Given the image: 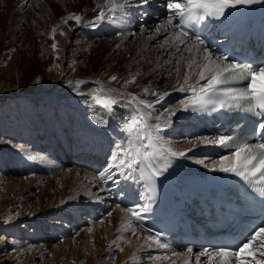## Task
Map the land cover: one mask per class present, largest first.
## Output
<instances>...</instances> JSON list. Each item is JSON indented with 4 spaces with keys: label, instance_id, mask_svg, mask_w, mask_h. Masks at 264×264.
<instances>
[{
    "label": "rangeland",
    "instance_id": "1",
    "mask_svg": "<svg viewBox=\"0 0 264 264\" xmlns=\"http://www.w3.org/2000/svg\"><path fill=\"white\" fill-rule=\"evenodd\" d=\"M69 1L78 5L76 14L83 10L84 14L91 17L90 19L94 20L96 16L98 17L99 13L97 15L95 13L98 8L92 10L88 5L94 0H90V2L87 0ZM109 1L105 5L106 9H102V11L105 9L103 20L97 19L92 23H87L83 30L80 27H73L67 35H64V40L53 39L50 41L64 25L55 24L59 21L60 12L56 14L58 18L56 22L50 16V7H53L51 2L46 0H0V84L2 90L4 89L0 94V264H78V256L70 254L72 249L69 247L79 244V237L82 239L79 244L80 250L92 248L95 238L89 232L84 234L83 228L90 227L94 222H100L102 215H99V219H92L87 213V208L81 206L79 209L74 207L53 209L55 204L52 205L54 199L51 194L52 187L46 189V194H42L40 184L43 181L53 183L59 181L62 184L74 179L78 169L89 170L76 166L72 161L73 158H67L64 162L62 156L65 157L66 154H72L74 157L79 155L80 158L75 157V159L83 160L90 166H92L90 162H101L108 168L105 171L111 170L108 167V157L106 156L100 160V157H97L98 153L85 156V154H77L75 151L61 150L51 146L52 142L58 140H75L72 135L64 133L65 128L61 123H66L65 125L73 131V117L76 119L81 117L78 113L75 116L65 112V115H68L61 118V122H59L53 117L43 119L39 114L29 115L28 109L42 110L49 106L47 104L49 100L53 103V109L58 110L61 98L67 100L62 103L64 104L63 108L70 106L82 108L84 101L78 96L85 95L87 92L86 90L82 91V85L75 86L81 82V79L84 80L83 82L89 83L91 87H101L99 86L101 84L106 87L105 90L115 89L122 96L132 93L136 98L143 97V100L149 102L152 98L157 99V97L146 94L143 90L148 88L149 93H158V90H162L158 88L161 79L171 77L169 72L175 74L173 69L176 57L172 56L173 65L167 70L162 68L150 72L147 68L149 62L153 59L157 60L156 55L166 57L172 51V49H168L164 54L160 52L162 50L160 48H162L161 45L166 46L164 38H171L175 31L171 29L165 35L160 34L157 39L155 38L147 43V46H144L142 54L134 58V50L128 48L127 44H130V40L146 24L139 22L135 28H130L122 21L121 15L110 16ZM141 5L144 6L143 9H146L148 4L141 3ZM149 5L148 11L141 17L152 18L151 28L163 27L162 19L156 21L154 19L155 15L163 12V6H157L155 3ZM164 20L167 22V18ZM107 28H111L112 31ZM54 29L55 31H53ZM85 31L87 35H84ZM125 33L127 35L124 43L116 39L117 37L121 38L119 36ZM84 43L87 44L84 45ZM53 44H56V49L52 48ZM118 45L119 47H117ZM57 46L61 47V50L63 49L59 55ZM136 52L138 51L136 50ZM57 59H62V72L59 78L54 81V73L51 74L52 64ZM113 75L118 77L116 81L110 80ZM133 76H135L136 82L126 84L125 81ZM65 84L70 87L65 92L60 91V86ZM34 85H40L41 87L35 90L39 93L45 92V94L32 95L27 92V89ZM176 93L179 91L176 90ZM76 96L77 98L73 99ZM176 97H178L177 94L170 104L162 105L161 109H168L169 105L174 106L170 110L177 109L179 98ZM9 109L12 111L11 115L8 112ZM168 119L173 120V123L165 127L162 133L166 140L178 148L177 152H180L179 146L181 147V144L188 140V135L184 133L187 129L185 130L183 124L178 126L175 124L180 119L176 114L168 115ZM181 127H183V131H179ZM21 146L23 150H21ZM27 149L29 151H26ZM30 150L35 153L32 154ZM36 152L37 155H34ZM185 153L188 162L199 164L200 161H203L192 153ZM40 156L52 162H48L46 159L39 161ZM196 156L203 157L204 155L198 153ZM69 168L75 169L71 175L67 174ZM36 174L43 175L41 177L43 181H36L35 177L37 176H34ZM79 182L82 185L84 183L79 187L81 199L93 198L92 200L96 203L97 201L106 202L108 203L105 206L107 210L117 205L109 201L110 197L105 198V193L100 192L98 187L93 184L90 190H86L84 186L87 181L84 178H80ZM70 184H74V182L67 183V187L71 188ZM67 187L65 190L60 188V195L67 194L70 190ZM89 191L90 193H88ZM92 205L95 206V204ZM113 252L115 256L118 254L116 253L117 249H114ZM195 255L197 254L189 255L191 264L195 260ZM106 264L112 263L106 261ZM184 264H189V262Z\"/></svg>",
    "mask_w": 264,
    "mask_h": 264
},
{
    "label": "bare ground",
    "instance_id": "2",
    "mask_svg": "<svg viewBox=\"0 0 264 264\" xmlns=\"http://www.w3.org/2000/svg\"><path fill=\"white\" fill-rule=\"evenodd\" d=\"M47 2H51L53 4V7H50V16L54 18V22L58 20L57 18V13L60 12V18L59 21L56 22L55 24L62 25L61 28L58 30L57 33H55L50 41L53 39H59V40H64V35H67L69 31L73 27H80L83 30V27L86 26L87 23H92L97 20V16L95 19H90L91 17L88 14H84L83 10H81L78 14H76V11L78 10V5L75 3L70 2L69 0H46ZM90 2V0H87ZM108 0H94L92 1L93 3H89L88 5L91 6L92 10L95 8H98L97 6L100 5V8L96 10V15L102 11L103 8H105V5L107 4ZM116 8L114 11H109L110 16H116L121 15L122 16V21L125 22L126 25H128L130 28H135V25L140 23H145L146 26H143L139 32H137L132 40H130V44H127L128 48L134 50L133 57L136 58L137 55L142 54L144 50V46H147V43H150L153 41L155 38L157 39L160 34L165 35L167 31L171 30L169 25H167V22H165L164 18L168 17V9L163 6V12L159 13L158 15L154 16L155 21L156 20H161L163 23V27L157 26V28H151V23H152V18H146V17H141V15L145 14L146 11L149 9V4L155 3L157 6H160V1L159 0H149L148 5L146 6V9H143L144 6L139 4V0H114ZM79 4V3H78ZM109 9L112 7V3L109 1ZM106 9V8H105ZM104 9V10H105ZM103 10V12H104ZM72 14L80 15L82 17V20L77 23L75 20H67L65 22L66 18L69 17ZM59 15V14H58ZM137 16H139L137 18ZM135 17V20H134ZM146 28V30H145ZM56 29V28H55ZM159 29V32L157 31ZM166 29V30H165ZM176 32V31H175ZM87 35V32L85 31V34ZM83 35V36H84ZM126 33L121 34L119 37L121 38H116L118 41L124 43L126 41ZM173 38H164V41L166 40L170 41ZM87 43H84L86 45ZM44 46V45H43ZM162 49L160 52L166 54L167 51L165 48H160ZM136 50L138 52H136ZM215 56H219L218 54H215L211 49H209ZM63 52V49L61 50V47L57 46V53L58 55ZM161 53V54H162ZM168 56L163 57L160 56L158 57L156 55L157 60H152L147 64V68L149 69L148 71L154 72L159 69H165L167 70L170 68L173 64V59H171L170 54H167ZM179 55V54H178ZM201 56H203V53H200ZM185 58H189L188 53H184ZM172 61V63H168L167 61ZM34 61V57H33ZM62 65V59H57L54 61L52 64L53 70L51 74L54 73V81H56L59 78V75L62 72L61 69ZM67 68V67H66ZM181 83H182V75H183V65H181ZM195 79V77H194ZM80 80V79H78ZM84 80L81 79V82L78 83V85H75L76 87L79 85H82V91L86 90V94L80 97L82 101H84V106L82 108H77V107H68V108H63L64 104H62L65 99H60V104L58 105V110L53 109L52 102L47 101V106L46 108H43L42 110H34L32 108L28 109V114L29 115H35L39 114L40 117L43 119L51 118L58 120L61 122V118H64L65 116L69 115H75L78 113L81 117H78L77 119L73 117V122H74V130L71 131L69 127H67L65 124L66 123H61L63 128H65L63 131L66 133V135H72V138L75 140L68 141V140H58L55 141L54 143L52 142L51 146L55 148H59L61 150H70V151H75L77 154H85L86 155H93L94 153H98L97 157H100V160L103 158V156L108 157V167L111 169L109 172H105L104 169L98 173L95 174L89 170H84V169H78L76 172V177L74 176V179L65 181V183L60 184L58 183H53V182H48V181H43L41 174H36L34 176L36 178V181L42 180V184L40 186L42 187V194H46V189L52 187V195L54 197L52 205L55 204L53 209H62L63 208H69L74 207L78 208L79 206L83 208H87V213H99L101 216V221L100 222H94L90 225V227H84L83 232L84 234L89 232L90 235L94 236V244L92 248L80 250L79 244L82 242V239L78 237L80 240L79 244H74L71 247H69V250L71 251L70 254L73 256H78V264H106V261H111L112 264H184L189 262V255L195 254V253H187V252H177V251H170L167 248H159L158 246L152 245L150 241H147L146 238L150 236L147 232L139 228L137 225L133 223L132 219V226L135 230V235H131L128 232H117V229L121 227L122 224L126 223L129 219H131L130 213L127 211L129 208H124L120 207L118 204L113 207L112 209L109 208L107 210V207H105L108 203H100L97 201H94L92 199H81L80 198V192L79 190L80 184L81 186L82 183L79 182L80 178L87 181L84 186L86 190H90L91 185H95L98 187L99 191L102 193H105L104 197H107L106 191L107 189L103 188L102 185H105L107 183H110L111 188H120L123 187V189L129 193V192H134V190L138 186V181L134 177L137 176V174H130L128 173L127 170L125 169H117L115 167H112L113 161H112V156L117 152V145H127V134L122 131V124L120 119L117 116V111L114 109V106H118L119 102L121 99H126L124 101L132 103L135 108L140 109L145 112H151V117L149 118V123L150 124H155V123H161L162 127L164 126V121L168 119L169 111L170 108L174 107L173 105H169L168 109H161L162 105H167L170 104V102L175 98V94H177L179 102V106L176 108L171 109L172 111L175 110V114L180 118L175 124L181 125L183 124L185 127V130L187 129L188 131V140H186L185 143L181 144V147L179 146V149L183 152H188L194 154L196 158L203 159V161H206V163H199V164H204V165H215V162L219 161V159H214L211 157H208L204 155L203 157L201 156H196L198 153H200L202 150H204L208 145L205 144H198L196 147H193V144L199 141L200 139L207 138L209 140L214 139L210 134H203L201 131H196L193 130V128L189 127V123H191V119L182 114L180 112V104L181 101L186 100L192 93L190 91H179V93H176V90L178 89L179 85L177 84V74H171V77H166L162 78L160 84L158 85V88H161L162 90H158V93H168L167 96L164 97L161 103H155L156 99H151L149 103H153L154 107L152 109H143V106L139 105L137 100H133L134 94L132 93H127L125 95H121L117 90L115 89H108L105 90L106 87H103V85L99 84L101 87H91L89 83L83 82ZM192 83V81H190ZM74 84V83H73ZM258 85H264V79L263 78H258ZM41 86H32L27 89V92H30L32 95L33 94H45V92L39 93L35 89L40 88ZM70 85L65 84L64 86H60V91L65 92L67 88H69ZM100 89L105 90V94L110 96L111 98L115 99L117 101V104L113 106V112L112 113H107L102 107L96 105L92 100H91V95L94 92L99 91ZM42 90V89H41ZM40 90V91H41ZM4 91L2 90L1 84H0V94ZM81 91V92H82ZM26 92V91H25ZM61 92V93H62ZM174 93V94H173ZM51 94V93H49ZM82 94V93H81ZM173 94V95H172ZM172 95V96H171ZM171 96V97H170ZM141 97V96H140ZM170 97V98H169ZM26 99L28 98L27 96L25 97ZM76 97H73V99H76ZM49 99V98H48ZM141 99H144L141 97ZM72 100V99H71ZM67 101V100H66ZM65 101V102H66ZM70 101V100H69ZM68 101V102H69ZM147 101V100H145ZM160 105V106H159ZM8 112L12 113L11 109L8 110ZM65 112H68V114L65 115ZM77 115V114H76ZM75 115V116H76ZM83 119V122H82ZM97 121H106V123H98ZM172 124L173 120H170ZM180 121V122H179ZM184 122V123H181ZM169 124V125H170ZM189 124V125H188ZM44 126V125H43ZM96 136V137H95ZM158 142L167 149V151L171 154L172 151H176L178 148H175V145H173L169 140L165 139V136L163 133L160 134V139ZM22 145V144H21ZM183 145V146H182ZM22 148V146H21ZM28 148V147H27ZM23 150V148L21 149ZM26 151H29L28 149ZM31 151V150H30ZM81 151V152H80ZM180 151V150H179ZM31 153H35L34 151ZM54 153V152H53ZM75 153V154H76ZM21 154V153H20ZM30 154V153H29ZM39 154V153H38ZM196 154V155H195ZM37 155V152L36 154ZM43 155V154H42ZM41 155V156H42ZM28 156V155H27ZM32 156V155H30ZM40 160H45L46 158L41 157ZM36 157V156H35ZM76 158H80L79 155L75 156ZM180 159H186L185 156L183 157H177ZM104 159V158H103ZM34 160V159H33ZM38 160V158H37ZM47 160V159H46ZM107 160V159H106ZM48 161V160H47ZM48 162H52L51 160ZM47 163V162H46ZM92 165L98 164V162H90ZM198 163V162H195ZM53 165V164H52ZM61 167V166H60ZM113 170V171H112ZM50 171V170H49ZM75 172V169L69 168L67 170V174H72ZM104 173L103 176L100 174ZM109 173L112 174V179L108 178ZM52 174V173H51ZM50 174V175H51ZM31 176V174H30ZM46 176V175H45ZM38 178V179H37ZM48 178V177H46ZM52 178V177H51ZM49 178V180L51 179ZM34 180V178H33ZM52 180V179H51ZM76 180V181H74ZM30 181V180H27ZM71 181L74 182L72 187H67V183H71ZM102 181V185L101 182ZM115 181V182H114ZM32 182V179H31ZM35 182V180H34ZM36 184V183H35ZM69 185V186H70ZM61 186V187H60ZM70 188V190L67 192L65 196L60 195L61 190H65ZM61 188V190H60ZM83 188V187H82ZM83 188V189H84ZM41 189V188H40ZM82 189V190H83ZM76 190V191H75ZM78 190V191H77ZM84 190V191H86ZM90 193V191L88 192ZM99 193V192H98ZM87 194V193H86ZM93 194V192H92ZM64 195V194H63ZM88 195V194H87ZM100 195V194H99ZM64 198V200H62ZM92 197V195H91ZM85 198V197H84ZM95 199V198H94ZM99 199V197H98ZM96 200V199H95ZM92 204H95L93 206ZM105 209V213H101V209ZM130 208H133L132 206ZM99 219V218H98ZM91 223V222H90ZM91 229V231H89ZM81 234V233H80ZM88 234V235H89ZM87 235V234H86ZM152 236V235H151ZM88 237V236H87ZM118 237H121V239H117ZM76 240V239H75ZM113 241L116 242V244H113ZM123 241V242H122ZM77 243V242H76ZM86 245V244H85ZM116 245H122L123 250L121 251ZM151 245V246H150ZM91 246V245H90ZM89 246V247H90ZM86 247V246H85ZM88 248V247H86ZM114 249H117L118 253L116 256L114 255L115 253L113 252ZM88 250V251H87ZM198 254V253H196ZM258 254V252H257ZM100 255H103V257H100ZM113 255V256H112ZM257 258L259 259V255H257ZM202 260V258H201ZM192 264H196V261L194 260Z\"/></svg>",
    "mask_w": 264,
    "mask_h": 264
},
{
    "label": "snow or ice",
    "instance_id": "3",
    "mask_svg": "<svg viewBox=\"0 0 264 264\" xmlns=\"http://www.w3.org/2000/svg\"><path fill=\"white\" fill-rule=\"evenodd\" d=\"M110 2L112 7L109 11H114L115 2L114 0H110ZM139 2L148 4L149 0H139ZM256 2L257 0H165V7L170 13L167 25L180 30L173 32V38L170 41L166 40V46L161 45V47L165 48L166 51L172 49L169 54L176 57L173 70L177 74V84L179 85L177 90L192 93L187 101H181L182 107L179 110H196L209 105L221 108L225 106L239 108L261 117L258 128L261 133H264V86H258V78L264 77V63L255 65L253 63L228 62L227 56H215L204 46L205 41L199 35L194 38L190 37L186 30L192 22L200 24L209 19L221 20L227 17L230 10ZM97 7L100 8V5ZM104 18L105 13L101 11L97 19L103 20ZM176 18H178L179 23L174 25ZM69 19H74L79 23L82 17L72 14L66 18L65 22ZM157 31L159 32V29ZM52 48L56 49V44H53ZM184 53H188L189 58H185ZM200 53H203V56ZM167 62L172 63L170 60ZM181 65H183L182 83ZM117 79L118 77L115 75L110 77L111 81ZM135 82V76L125 81L126 84ZM238 83H242L243 86L235 87L234 85ZM143 91L146 94L156 96L155 103H161L164 97L168 95L166 92L162 94L149 93L148 88ZM91 100L107 113H112L113 106L117 104L115 99L105 94L104 89L94 92L91 95ZM133 100H137L143 109L150 110L154 107L153 103L143 99L133 97ZM168 111L170 116L175 115V111ZM150 117V111L145 112L136 109L133 114L124 118L122 131L127 134V145L118 144L116 146L117 152L112 156V167L125 169L130 174H138L134 177L135 179L154 187L156 180L171 167V162L169 160L157 162L153 151H145V149L156 147L160 134L171 121L166 119L162 127L161 123L150 124ZM97 122L106 123V121ZM198 144H216L230 148L231 153L221 156L210 170L230 173L239 177L247 184L254 186V190L264 196V142L250 143L246 137L221 135L212 140L200 139L193 144V147ZM185 155L186 153L183 151L171 152L173 157ZM100 175L103 176L104 173ZM108 178L112 179L111 173H109ZM142 210L147 212L148 206H143ZM127 211L130 213L131 219L122 224L117 232H128L134 236L135 230L132 226V219L140 220L141 211L132 208L127 209ZM158 237L159 234L157 233L155 236H148L146 240L159 248H167L168 245L161 243ZM117 239H121V237ZM113 244L115 245L116 242L113 241ZM116 247L121 251L123 250L122 245H116ZM188 252L191 253L192 249L189 248ZM202 257L207 259L208 264H264V223L253 227L235 248L219 247L212 251L204 249L195 255L196 264H202Z\"/></svg>",
    "mask_w": 264,
    "mask_h": 264
}]
</instances>
